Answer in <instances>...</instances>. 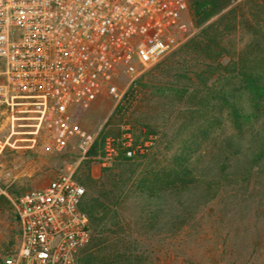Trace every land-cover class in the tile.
Segmentation results:
<instances>
[{"label": "rangeland", "instance_id": "obj_1", "mask_svg": "<svg viewBox=\"0 0 264 264\" xmlns=\"http://www.w3.org/2000/svg\"><path fill=\"white\" fill-rule=\"evenodd\" d=\"M194 1L214 2L215 14L199 22ZM188 4L186 40L147 67L138 83L119 82L136 126V136H129L144 142L147 157L108 165L80 161L76 141L55 149L52 131L29 99L2 107L0 264L19 245L13 199L62 171L74 172L85 200L110 204L104 220L110 229L97 233L93 223L76 264H264V157H252L264 140V101L255 110L245 79L264 76V1ZM118 103L103 92L88 108L74 106L72 118L99 135ZM233 105L245 116H236ZM148 130L155 136L146 139ZM170 167L190 169L191 181H175L157 195L143 190L142 176ZM89 171L97 181L87 178Z\"/></svg>", "mask_w": 264, "mask_h": 264}, {"label": "built area", "instance_id": "obj_2", "mask_svg": "<svg viewBox=\"0 0 264 264\" xmlns=\"http://www.w3.org/2000/svg\"><path fill=\"white\" fill-rule=\"evenodd\" d=\"M189 12L188 0H0V117L4 105L29 99L55 149L76 141L86 160L98 135L73 120L72 108H88L103 92L120 103L124 77L133 84L186 40ZM104 150L95 158L111 164L117 155L111 137ZM85 194L73 171L18 194L19 245L4 264H76L92 239Z\"/></svg>", "mask_w": 264, "mask_h": 264}, {"label": "trees", "instance_id": "obj_3", "mask_svg": "<svg viewBox=\"0 0 264 264\" xmlns=\"http://www.w3.org/2000/svg\"><path fill=\"white\" fill-rule=\"evenodd\" d=\"M264 1V0H263ZM194 13L198 18L199 22L205 21L208 18H210L213 14L216 12V4L214 2H197L194 1ZM262 78L264 76H261ZM260 76H254V75H248L246 76V80L248 83V87L250 88V92L254 95V97L257 99L255 102V110L262 107L260 104L261 101H264V79L263 82H261ZM138 83V81L134 82ZM134 87V86H133ZM130 90L131 92H134V88ZM162 91L170 90L174 92H180L183 91L179 88H173V87H162ZM126 98L122 100L120 103L117 104L115 109L112 111V113L108 116L106 119L97 139L94 143L93 147L90 150L89 158L84 160L85 162H89L92 159L95 158L99 153L104 155V144L107 137H111L113 139V144L117 149V155L115 156L114 160H120L121 162H127L132 160L136 157H147L146 153L148 150V147L144 145L143 141L138 140L137 138H134L131 142V145L128 146L124 141L126 139L123 138L124 133L129 132L133 134V136H136L135 124L131 121L129 112H128V104H126ZM232 112L238 117L245 116L244 114H241L238 108L233 105ZM247 118H249V115H246ZM123 126H129L128 128H123ZM155 136L153 132L150 130L147 131L146 139H149V136ZM127 150H133L132 156H129L127 154ZM253 160H256L257 158L264 157V140L262 143V147L259 148L258 151L253 152ZM110 170L109 167H104L103 171ZM248 173H251L249 170H247ZM106 176V175H105ZM192 172L190 169L182 168V167H170V168H161L158 170L148 171L147 174L142 176V179L144 180V189L149 190L151 192V195H157L160 192H162L164 187L170 186L171 183H175V181H180L182 183H187L191 181ZM87 178L91 181H97L91 177L90 171L87 173ZM108 179V176L105 177V179ZM86 197V194H85ZM85 197L82 202V209L85 210L90 218H91V224L93 227V223L95 228L97 227L98 232L97 233H107L110 229L109 224L105 222V218H107L108 213L110 211V204L108 202H101L98 201V197L94 198H88L85 200ZM95 230V229H94Z\"/></svg>", "mask_w": 264, "mask_h": 264}, {"label": "crops", "instance_id": "obj_4", "mask_svg": "<svg viewBox=\"0 0 264 264\" xmlns=\"http://www.w3.org/2000/svg\"><path fill=\"white\" fill-rule=\"evenodd\" d=\"M56 175H51V178L49 179V181H48V179H42L39 183V185H41L40 187H42V186H45L46 184H48L49 182H50V180L52 179V178H54Z\"/></svg>", "mask_w": 264, "mask_h": 264}]
</instances>
